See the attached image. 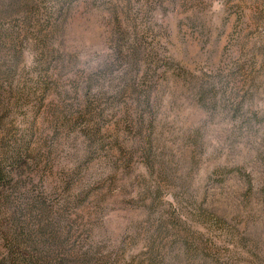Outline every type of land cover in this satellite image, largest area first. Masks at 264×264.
<instances>
[{"label": "rangeland", "instance_id": "1", "mask_svg": "<svg viewBox=\"0 0 264 264\" xmlns=\"http://www.w3.org/2000/svg\"><path fill=\"white\" fill-rule=\"evenodd\" d=\"M0 165V264H264V0H0Z\"/></svg>", "mask_w": 264, "mask_h": 264}, {"label": "trees", "instance_id": "2", "mask_svg": "<svg viewBox=\"0 0 264 264\" xmlns=\"http://www.w3.org/2000/svg\"><path fill=\"white\" fill-rule=\"evenodd\" d=\"M16 161V159H15ZM5 179V173H4V168L1 167L0 165V182L3 181ZM19 257L17 258L19 261H24V255H22L20 252H19ZM39 261V259H38Z\"/></svg>", "mask_w": 264, "mask_h": 264}]
</instances>
